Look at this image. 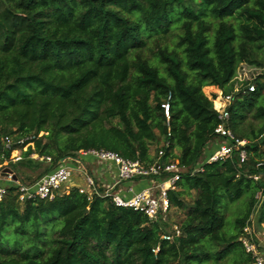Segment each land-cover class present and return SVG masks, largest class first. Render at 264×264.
Returning a JSON list of instances; mask_svg holds the SVG:
<instances>
[{
    "label": "trees",
    "instance_id": "1",
    "mask_svg": "<svg viewBox=\"0 0 264 264\" xmlns=\"http://www.w3.org/2000/svg\"><path fill=\"white\" fill-rule=\"evenodd\" d=\"M263 66L264 0H0V164L21 150L7 165L29 183L80 150L150 164L161 148L163 163L178 160L167 195L183 212L169 229L79 187L19 203L10 186L0 264H250L239 238L264 196ZM211 85L232 96L227 126L247 157L190 175L216 147ZM26 169L38 174L24 182Z\"/></svg>",
    "mask_w": 264,
    "mask_h": 264
},
{
    "label": "built area",
    "instance_id": "2",
    "mask_svg": "<svg viewBox=\"0 0 264 264\" xmlns=\"http://www.w3.org/2000/svg\"><path fill=\"white\" fill-rule=\"evenodd\" d=\"M253 88V84L248 86L250 91ZM168 97L160 103L166 119L169 117ZM219 102L220 106L218 108H214L213 105V109L217 112L219 119V123L214 129L217 137L215 141L216 147L214 150H208V147H206L204 158L188 170L190 175L202 172L203 164L205 163L223 161L231 157L234 150L238 151L239 164L244 162L247 157V151L244 148L246 140L235 138L227 126L229 118L228 107L232 102V96L222 94ZM2 144L4 148L9 149L11 139L8 136L3 137ZM162 155L163 149L160 148L155 159L150 164H145L137 159L124 158L119 153L111 150H80V157H90L99 164L112 165L116 168L112 185L105 187L102 191L99 190L93 178L87 175L85 177V183L89 188L87 193L106 197L115 206L131 208L141 212L150 220L165 217L171 208L167 192L176 188V182L181 177V169L179 168L178 160L163 163L161 161ZM11 158L0 164V178L6 181V183L0 182V200L8 195L10 186L15 187L14 193H16L19 203L36 198L52 199L55 195L68 192V182L73 173L72 167L65 161H61L57 167L42 174L34 181L23 183L19 180H14L12 173H3V169L8 167V162L20 160L19 156ZM45 160L50 161V157H45ZM134 179H147L150 182V186L138 191H133L131 187L126 188V190H116V187L123 182ZM254 179H257V176H254ZM252 218L250 222H252ZM162 238L170 239V236L169 234H163ZM239 240L245 252L251 256L250 264H264V231L257 232L251 224L247 223L242 229Z\"/></svg>",
    "mask_w": 264,
    "mask_h": 264
},
{
    "label": "rangeland",
    "instance_id": "3",
    "mask_svg": "<svg viewBox=\"0 0 264 264\" xmlns=\"http://www.w3.org/2000/svg\"><path fill=\"white\" fill-rule=\"evenodd\" d=\"M263 71H264V66H263V69H262ZM238 77H239V79L240 80H242V79H244L245 77H246V75H245V73H243V72H240V73H238ZM203 92H204V94L208 97V98H210V99H212V101H213V105H214V108H218L219 106H220V99H221V97H222V92H221V90H219L216 86H205L204 88H203ZM42 134V132L39 134V135H41ZM11 142H12V139H11ZM212 142H210L209 144H211ZM26 148L27 147H24L23 148V151H25L26 150ZM156 146L153 144V145H151L150 146V153L151 154H153L155 151H156ZM22 151L21 150H13L11 153H10V156H9V159L8 160H10V158L11 157H14L15 158V156H19L20 157V160H21V158H22V156H21V153ZM175 152L176 153H178V150H175ZM29 158H32V160H40V161H42V160H44V158L43 157H40V156H38L36 153H31L30 154V156H29ZM82 158V157H81ZM80 158V159H81ZM19 161V160H18ZM18 161H15V162H18ZM47 162H50V161H48V160H46ZM73 162V160L72 159H67L66 161H65V163H68V162ZM63 162V161H62ZM48 164H50V163H48ZM50 165H52V162H51V164ZM25 174H26V176H27V178L28 179H25L24 180V182H26V181H30L31 179H33L35 176H37V174H38V171H36V170H33V171H28L27 169L25 170ZM77 171H75L73 168H72V173H73V176H71V179H70V181L68 182V189H67V191L73 186V182H74V177L76 178V176L77 175H79V173H76ZM77 174V175H76ZM26 176H24V177H26ZM23 177V176H22ZM79 177V176H78ZM86 184V183H85ZM84 188H86V189H88L89 190V188L87 187V184L85 185V187H83V189ZM85 190V189H84ZM256 196H258L259 197V199H260V201H259V203L257 204V207H256V210H255V213H254V215H253V218H252V223H251V225H252V227L257 231V232H261V231H264V222L263 223H257L256 221H257V217H258V211H259V209H260V205H261V202L263 201V199H264V196H261L260 195V193H258ZM235 206H237V205H230L229 206V209H228V211H227V215H230L231 214V217L234 215L233 213H234V211L236 210V207ZM182 216H183V212L181 211V210H179V209H176V208H174V207H171L170 208V210H169V212L166 214V221L168 222V226H169V229H173V228H175V226L173 225V224H175L176 222H178L179 221V219L180 218H182ZM165 217H162V219H164L165 220ZM232 226V225H231ZM230 226V227H231ZM263 252H264V249H263Z\"/></svg>",
    "mask_w": 264,
    "mask_h": 264
},
{
    "label": "crops",
    "instance_id": "4",
    "mask_svg": "<svg viewBox=\"0 0 264 264\" xmlns=\"http://www.w3.org/2000/svg\"><path fill=\"white\" fill-rule=\"evenodd\" d=\"M207 147L210 149V147H212V143L209 144ZM80 158L81 157L79 156V159H77V161H73V162L70 161L67 163L75 171H77L76 173H79V175L76 174L77 175L76 178L74 177L73 186L83 189V187H85L86 185L85 177L87 175L93 178L98 188L104 189L105 187L112 185L113 176L116 172V168L114 166L99 164L98 162H96L94 159L90 157H82L81 159ZM0 182L6 183V181L1 178H0ZM149 186H150V182L147 179H134L132 181L123 182L121 185L116 187V190L118 189L126 190V188L131 187L133 191H138L140 189L147 188ZM84 189L83 190L86 192L89 191L86 188Z\"/></svg>",
    "mask_w": 264,
    "mask_h": 264
},
{
    "label": "water",
    "instance_id": "5",
    "mask_svg": "<svg viewBox=\"0 0 264 264\" xmlns=\"http://www.w3.org/2000/svg\"><path fill=\"white\" fill-rule=\"evenodd\" d=\"M228 109H230V106L228 107ZM3 173H4V174H10V173H12V170H11V168H9V167H5V168L3 169ZM12 175H13V179H14V180H17L16 175H14L13 173H12Z\"/></svg>",
    "mask_w": 264,
    "mask_h": 264
}]
</instances>
